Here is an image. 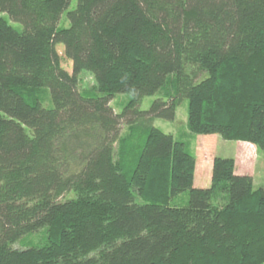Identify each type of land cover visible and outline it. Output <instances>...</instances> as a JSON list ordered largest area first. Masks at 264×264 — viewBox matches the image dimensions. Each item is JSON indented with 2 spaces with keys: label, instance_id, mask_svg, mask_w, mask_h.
<instances>
[{
  "label": "trees",
  "instance_id": "16d2710c",
  "mask_svg": "<svg viewBox=\"0 0 264 264\" xmlns=\"http://www.w3.org/2000/svg\"><path fill=\"white\" fill-rule=\"evenodd\" d=\"M72 1L0 0V264H264V184L214 158L195 188L184 142L151 126L133 144L186 100L191 136L264 155V0Z\"/></svg>",
  "mask_w": 264,
  "mask_h": 264
},
{
  "label": "rangeland",
  "instance_id": "374dc122",
  "mask_svg": "<svg viewBox=\"0 0 264 264\" xmlns=\"http://www.w3.org/2000/svg\"><path fill=\"white\" fill-rule=\"evenodd\" d=\"M75 6V0L72 1L71 9ZM17 31H21V27L17 24H11ZM68 21L64 14L59 23L60 28H67ZM57 52L63 57V46H57ZM63 59V68L71 73L72 65L69 61ZM78 90L82 94H98L96 83L92 76L88 73H81L78 77ZM45 107L51 106L50 95L48 91H40L38 93ZM159 96L147 97L142 101L140 110L145 112L148 111L152 103ZM130 100L129 95H117L112 102L110 107L116 114H120L123 108L127 105ZM187 108L188 103L186 100L181 101L175 111V118L173 121H164L161 119H155L151 123L148 120H143L135 125L137 133L134 135L135 141L134 146L137 145L141 139L144 130L148 127H153L159 132L171 135L175 141H182L186 144L188 151L195 157L198 168V177L201 183H204L205 179L209 177L211 173L208 158H215L216 156L224 159L234 160L236 173H251L254 176V187L255 189L261 187L264 184V155L260 153L254 146L246 144L241 146L240 142L224 141L219 136L217 138L206 137V136H191L187 130ZM130 129L127 126H123L121 131V137L126 138L129 135ZM118 145L115 148L117 153ZM196 166V165H195ZM211 175V174H210ZM204 188H209L210 184H205ZM45 241V233L39 232L33 235L24 237L22 240L13 245L14 248L19 250H25L32 247H37Z\"/></svg>",
  "mask_w": 264,
  "mask_h": 264
},
{
  "label": "crops",
  "instance_id": "0c3cea01",
  "mask_svg": "<svg viewBox=\"0 0 264 264\" xmlns=\"http://www.w3.org/2000/svg\"><path fill=\"white\" fill-rule=\"evenodd\" d=\"M210 137H213L214 139L217 138V136H210ZM244 145H246V143H241V146H244ZM215 158H221V157L216 156ZM213 159L214 158H210V157L208 158V165H209L210 171L212 169ZM210 174H209V177L207 179H205L204 183H201L202 182V179H201V182L199 180H197V177H198V168H197V162H196L195 172H194L193 186L195 188H204L205 186H207L205 184H208V183L210 184L211 183V175ZM240 175H248V176H251L253 178V183H254V176H253V174H251V173H240Z\"/></svg>",
  "mask_w": 264,
  "mask_h": 264
}]
</instances>
